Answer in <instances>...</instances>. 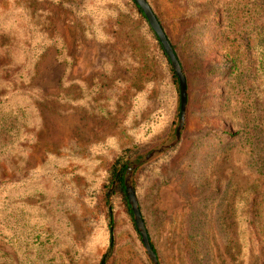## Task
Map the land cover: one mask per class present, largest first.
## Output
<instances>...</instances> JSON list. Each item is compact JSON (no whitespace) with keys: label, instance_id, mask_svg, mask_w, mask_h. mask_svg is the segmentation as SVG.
<instances>
[{"label":"rangeland","instance_id":"374dc122","mask_svg":"<svg viewBox=\"0 0 264 264\" xmlns=\"http://www.w3.org/2000/svg\"><path fill=\"white\" fill-rule=\"evenodd\" d=\"M72 1L0 0V13L9 16L0 29L1 66L23 60V48H12L16 37L21 45L25 42L24 26L13 20L23 14L53 20L41 31L63 43L49 47L45 36L38 38L35 48L44 57L32 66L37 70V91L30 87L26 98H17L6 108L23 124L9 143L13 181L4 202L9 209L1 222L8 226L10 238H0V264H100L112 240L115 250L108 264H152L120 203L110 226L101 204L102 187L107 169L123 150L134 152L130 165L172 140L181 114L177 85L130 0H75L82 3L76 8L70 6ZM147 2L186 56L189 72L187 79L183 71L190 101L180 142L139 167L133 178L135 188L144 168L182 143L169 155L168 166H161V173L167 174L168 167L172 171L170 181L149 199H141L159 264H198L207 257L194 254L204 237L220 263L255 264L263 245L243 221L242 207L240 224L229 220L217 230V201L203 204L201 211L209 217L202 224L207 229L193 227L198 224L192 206L203 197L195 175L198 166L207 158L216 159L221 170L231 166L223 160L229 145L222 149L215 134L198 141L212 128H220L211 109L220 104L223 72L202 73L209 61L222 60L210 45L215 17L207 0ZM9 8L15 12L6 13ZM10 56L15 59L6 61ZM35 91L44 96H34ZM19 109L22 114L16 115ZM237 198L230 196L229 214ZM258 234L264 237V228H258ZM222 240L241 249L237 263L234 251L230 254L222 247Z\"/></svg>","mask_w":264,"mask_h":264},{"label":"trees","instance_id":"16d2710c","mask_svg":"<svg viewBox=\"0 0 264 264\" xmlns=\"http://www.w3.org/2000/svg\"><path fill=\"white\" fill-rule=\"evenodd\" d=\"M52 1L58 2L62 0ZM130 3L145 23L149 34L155 40L159 53L166 59L167 66L173 75L174 83L177 85L176 93L180 102L179 78L172 68L171 61L160 39L151 28L141 7L134 0H130ZM69 4L72 8H76L77 5L81 7L82 5L81 2L77 4L75 0L69 2ZM206 6H209L216 20L214 35L210 39L213 44L210 45H212L215 52L219 53L220 58L222 57L220 63H224L225 67L213 60L208 62L206 68H203L202 73L206 75L214 74L218 71L223 72V76L219 79L222 85L219 94L220 104L218 108L211 109V112H214L218 117L217 120L220 123L218 127L220 128H212L211 132L201 135L202 138H199L198 141L201 143L206 136L215 134L217 137L215 140L220 143L219 145L222 149L229 145L226 156L223 154L225 156L223 160L230 163L231 166L221 170V167L216 165V159L207 160L208 158L203 159L198 166V171H195V175L201 184L203 197L197 203L194 202L192 206V213L195 216L194 222L198 224H193V227L199 230H202V228L204 230L207 229L205 224H202L203 220L208 216V212L201 211L203 204L217 201L218 212L215 215L217 227L215 224L212 225L217 230H222L229 220L236 225L240 224L242 222V215L240 214L242 207V210H246L243 221L252 236L257 241H261L263 245V248L259 251V256L256 257L257 262L255 264H264V237L258 234V228H264V0H207ZM14 12L15 10L9 8L6 13L12 14ZM8 18L7 14L0 13V29L3 26V22L8 20ZM157 18L174 49L187 79H189L186 56L179 52L178 46L173 42L171 35L167 32L159 17ZM21 19L14 18L13 20L15 24L24 26L23 35L25 42H21V45L16 37L15 43L17 44L11 46L13 49L23 48L21 53L23 60L8 66L0 65V90L2 91L0 92V238L6 241L9 240L10 235L8 226L1 222V216L9 209L4 202L8 198V191L12 186L14 170L10 160L9 143L12 135L20 131V127L23 124V119L11 116L6 108L13 105L17 98L27 96L30 87H36L37 70L32 66L34 60L44 57L35 48L38 38L45 36V44L46 46L49 45V47L62 46L63 44L61 39L56 38L55 35L46 37L41 31L48 23L52 26L53 20H43L40 17L28 14H23ZM61 48L58 49L60 58L62 56L59 51ZM2 50L4 49L0 48V51ZM209 51H211V48ZM15 53L17 52L12 53L11 56ZM11 56L7 57L6 61L15 59ZM37 88L38 86L35 88L36 91ZM36 91L31 93H34V96L35 93L36 95L44 96L42 92L39 94ZM4 93L5 95L3 96ZM189 101L190 99H188ZM14 113L20 115L22 110H15ZM181 145L173 152L179 151ZM172 153L160 159L158 163L144 168L140 172L138 183L135 184V190L141 204L142 216L148 230L151 246L156 254L157 248L153 241L148 216L145 215L141 199H149L151 193H154L164 182L170 181L172 171L168 167L167 174L161 173V166H168L169 155ZM133 154L132 149L123 150L107 169L102 187L101 204L105 207L108 222L112 226L115 221V205L120 203L134 230L138 233L125 186V174ZM193 187L192 185L191 188ZM195 190L198 189L195 188ZM3 195H5V198H3ZM230 196L238 197L235 199L238 204L233 206V210L229 214L227 206ZM206 232L207 234L209 233L208 231ZM199 240L204 246L201 249V244L196 243L197 248L195 249L197 250H195L194 254L198 259L201 254L207 257H203L201 261H198V264H222L214 256L213 248L211 247L210 250L208 244H206L207 239L204 237V239L199 238ZM222 247L226 248L230 254L234 251V254H232L235 258L234 262L237 263L241 259V249L232 248L231 242L222 240ZM114 250L115 243L112 240L110 249L103 256L100 264H108L114 254ZM7 255V253H4V257H7Z\"/></svg>","mask_w":264,"mask_h":264},{"label":"water","instance_id":"95a60500","mask_svg":"<svg viewBox=\"0 0 264 264\" xmlns=\"http://www.w3.org/2000/svg\"><path fill=\"white\" fill-rule=\"evenodd\" d=\"M134 1L141 7V9L145 13V16L147 17V19L150 23L152 29L154 30V32L156 33V35L160 39V41L163 45V48H164L165 52L167 53V55L171 61L172 67H173L177 77L179 78L180 87H181V114H180L179 125L176 129L174 137L172 138V140L168 144L163 145L159 149L154 150L152 153L146 155L144 158L138 160L137 162L131 163L128 166V169H127L126 175H125V186H126L127 194L129 197V202H130V205H131V208H132V211L134 214L135 223H136L137 229L141 235L142 242L144 244L146 253H147L148 258L152 264H159L157 254L155 253V251L153 250V248L151 246V242H150V239L148 236V232H147L144 220H143L142 215H141L138 199H137L134 184H133V178H134L135 171L139 167H141L145 163H148L152 159L164 154L166 151L170 150L171 148H173L174 146H176L180 142L182 132H183L185 124H186L188 91H187L186 77L183 73L181 64H180V62H179V60H178V58L174 52V49H173L171 43L168 40L159 20L157 19L155 13L153 12L150 4L147 2V0H134Z\"/></svg>","mask_w":264,"mask_h":264}]
</instances>
